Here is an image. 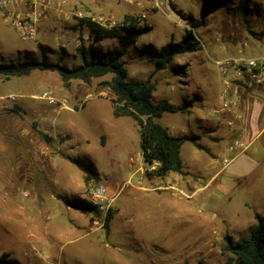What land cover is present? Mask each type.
<instances>
[{"label": "rangeland", "instance_id": "obj_1", "mask_svg": "<svg viewBox=\"0 0 264 264\" xmlns=\"http://www.w3.org/2000/svg\"><path fill=\"white\" fill-rule=\"evenodd\" d=\"M49 2L31 41L0 17V64H81L76 47L92 42L87 27H76L81 17L124 32L151 26L121 57L128 79H149L153 102L168 101L174 108L158 118L171 135L201 136L216 153H224L212 156L187 141L181 156L189 173L149 180L140 126L131 116L113 115V93L106 83L112 74L65 85L57 70L0 73V257L18 264H225L233 256L225 249L226 235L234 241L249 238L264 223L262 141L246 153L258 165L243 170L251 172L235 178L233 186L219 187L218 178L208 182L213 166L225 167L223 158L236 153L227 150L238 138L228 125L238 105L232 87L264 97V80L257 81L237 62L264 56V0H252L246 13L239 0L224 6L221 0ZM187 29L200 41L198 49L157 69L160 48L180 41ZM118 45L116 37L96 42L97 58ZM226 80L231 88L224 92ZM210 125L216 128L208 130ZM212 135L220 137L218 146ZM138 166L142 174L134 172ZM140 176L152 189L135 188ZM170 181L174 186L163 187ZM101 184L106 186L104 208L90 198ZM191 186L199 192L189 196ZM86 201L97 207H87ZM109 207L114 213L107 228Z\"/></svg>", "mask_w": 264, "mask_h": 264}, {"label": "trees", "instance_id": "obj_2", "mask_svg": "<svg viewBox=\"0 0 264 264\" xmlns=\"http://www.w3.org/2000/svg\"><path fill=\"white\" fill-rule=\"evenodd\" d=\"M232 0H221V6L229 4ZM252 0H239L240 9L246 13ZM195 26L198 24L193 22ZM76 27H87L92 42L85 46L81 43L76 47V51L81 55V64L67 67L57 62L25 60L17 63L0 64V73L10 76H21L29 74L34 69L57 70L65 85H69L72 79H81L89 82L94 77H102L112 74L106 83L110 87L113 96V115L131 116L140 126V147L144 162L149 166L146 170L147 176H164L169 172H183V162L180 149L182 144L191 140L198 147L209 151L208 148L196 142L198 136L171 135L158 118L166 111H174V108L163 101L155 103L152 100L154 85L149 79L133 81L128 79V70L121 61V57L126 53L129 46L136 42L137 38L152 29L151 26L131 27L128 32H124L117 25L107 26L90 17H81ZM116 37L119 45L107 48L103 53V58H97L98 48L95 43L105 38ZM200 41L194 36L191 29H187L183 38L174 42L164 44L159 50L156 68L164 69L172 61L173 57L187 51L197 50ZM63 54L67 53L62 48ZM89 56L91 58H89ZM14 111H17L16 109ZM36 122L34 123V125ZM46 140L50 136L41 131ZM156 166L151 168L152 166ZM87 207H97L86 201ZM114 210L109 207L105 214L104 227H109ZM264 223L260 221L259 226L252 230L249 238L240 237L234 241L230 235H226L225 249L233 256L225 264H264ZM0 264H18L16 259L8 258L6 255L0 257Z\"/></svg>", "mask_w": 264, "mask_h": 264}, {"label": "crops", "instance_id": "obj_3", "mask_svg": "<svg viewBox=\"0 0 264 264\" xmlns=\"http://www.w3.org/2000/svg\"><path fill=\"white\" fill-rule=\"evenodd\" d=\"M90 18H92V17H90ZM96 21H99V20H96ZM107 26H113V25H107ZM39 31H40V29H39ZM198 98H200L201 100L203 99L202 96H198ZM236 98L238 101V105H237V107H235L233 109V112L230 113L232 115L228 116V119H229L228 125H231L233 131L235 132V134H237L238 138H241L244 141V143L246 145V149L240 151L234 157L235 159L232 160L225 167H221L220 169H214L215 166H213L214 171H213V174H212V176L208 182L210 183L211 181H215L218 178L219 180H218L217 184L221 188H228V187L233 186L235 178H237L238 176H242L243 174L251 172L250 170L255 165H258V161L251 159L246 153H247L248 149L251 148V146L255 142L262 141L264 143V97L259 95V94L250 93L248 91L237 90ZM215 111L216 112L217 111L218 112H221V111L225 112L221 108L220 109L216 108ZM228 115H229V113H228ZM204 120L208 121L207 119H203L201 117L200 121L203 122ZM201 126H203V125H201ZM207 128H208V130H214L216 127L210 125ZM183 135H187V134H183ZM193 136H196V135H193ZM198 137L200 139V141H198V142L203 144L204 146H206L209 150L208 152L212 156H216L217 153H218V155H222L224 153V152L220 153V150H219V152L216 153L215 149L210 148L209 146H207L206 144H204L202 142L201 136H198ZM212 138L214 140H216V146H218V144H219L218 140H220L219 139L220 137L217 135H212ZM187 141H191V140H187ZM187 141H185V142H187ZM195 145L197 146L196 143H195ZM219 147H221V144L219 145ZM181 148H182V146H181ZM180 153H181V149H180ZM194 158H196V157H194ZM181 159H182V156H181ZM182 162H183V160H182ZM249 165H251L252 167L250 168V170H247V172L245 173L243 170L249 169ZM155 166H156V164L154 166H152V168H154ZM134 172L138 173V174L139 173L142 174L143 166H138ZM172 173H174V172H169L164 176L168 177ZM176 173H178V172H176ZM182 173H186V174L189 173V170L184 169V165H183V172ZM155 176L156 175L150 176L149 180H153L152 178ZM143 177L144 176H140V181L137 182V184L135 185V188L140 189V190L152 189V188H149V186H144ZM160 177H162V176H160ZM170 180H172V179H170ZM206 185L207 184L205 183L204 186H206ZM164 186L172 187V186H174V184H172L170 181L168 183V185L166 184V185H163V187ZM158 187H162V186H160V185L154 186V188H158ZM193 187L194 186H191V188H189L190 189L189 196L194 195L197 192H199L198 191L199 188L197 189V187H195L196 189H194ZM184 192L186 194H188L186 191H184Z\"/></svg>", "mask_w": 264, "mask_h": 264}, {"label": "built area", "instance_id": "obj_4", "mask_svg": "<svg viewBox=\"0 0 264 264\" xmlns=\"http://www.w3.org/2000/svg\"><path fill=\"white\" fill-rule=\"evenodd\" d=\"M57 7L61 8V4L58 3ZM49 0H0V17L6 23H9L23 40H34L40 29V21L46 17L50 9ZM240 68L253 72V77L257 81L264 80V56L253 59H240L237 61ZM224 72L227 70L224 69ZM226 89L224 92L229 91L230 82L225 81ZM238 87H232L234 95L237 93ZM230 103H235L232 101ZM231 112L232 107L226 108ZM245 146L244 141L241 138H236L232 141L227 150L230 152H236L235 155H227L223 158L224 163L229 164L233 157L238 154V151ZM106 194V186L103 184L98 185L90 196L91 201L99 204L104 208L102 199Z\"/></svg>", "mask_w": 264, "mask_h": 264}]
</instances>
